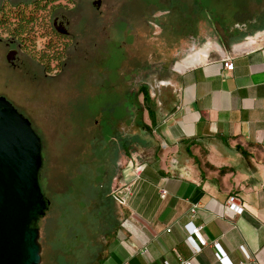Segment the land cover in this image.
<instances>
[{
    "label": "rangeland",
    "instance_id": "obj_1",
    "mask_svg": "<svg viewBox=\"0 0 264 264\" xmlns=\"http://www.w3.org/2000/svg\"><path fill=\"white\" fill-rule=\"evenodd\" d=\"M31 1L0 0V95L29 119L41 139L39 183L50 203L37 222L40 264H61L57 262L58 249L53 244L66 232L67 216L82 209L78 201L102 203L108 199L110 205L114 202L119 220L123 210L112 194L120 186L122 170L135 163L136 153L139 161L147 162L153 159V151L160 149L153 130L139 135L148 143L146 147L133 142L128 153L119 148L120 139L136 131L127 128L129 122L150 125L146 110L142 108L141 112L142 96L139 94L136 99L127 92L125 80L132 66L140 65L139 58L145 57L146 38L158 35L163 29L156 41H174L180 28L190 22L191 15L198 13L199 3L194 0H102L96 9L92 5L94 0H76L74 7L66 9L62 1L52 13V3L39 8L35 20L17 33L16 4ZM199 1L206 8L200 13L203 24L218 31L215 30L216 40L212 42L219 40L222 28L230 30L236 22L252 16L254 21L246 22L250 32L264 25V0ZM29 11L30 8L26 9ZM56 13L69 17L70 38L56 37L51 30L52 16ZM133 34H137L139 54L138 58L130 56V60L122 52L123 47L104 40L118 38L130 44L135 39ZM9 48L18 50L15 66L6 60ZM166 72V77L159 74L145 77L152 107L162 95H153V86L163 88L162 82L173 74L172 70ZM113 166L115 174L106 188L108 170ZM83 170L86 175H94L95 180L91 177V183L82 182L76 175ZM98 173H102L101 185ZM64 257L68 263L74 260L72 251Z\"/></svg>",
    "mask_w": 264,
    "mask_h": 264
},
{
    "label": "crops",
    "instance_id": "obj_2",
    "mask_svg": "<svg viewBox=\"0 0 264 264\" xmlns=\"http://www.w3.org/2000/svg\"><path fill=\"white\" fill-rule=\"evenodd\" d=\"M251 33L217 40L153 86L160 149L122 170L123 212L99 264H264V25ZM189 221L201 228L194 243Z\"/></svg>",
    "mask_w": 264,
    "mask_h": 264
},
{
    "label": "water",
    "instance_id": "obj_3",
    "mask_svg": "<svg viewBox=\"0 0 264 264\" xmlns=\"http://www.w3.org/2000/svg\"><path fill=\"white\" fill-rule=\"evenodd\" d=\"M92 5L99 7L100 0ZM17 50L6 54L14 63ZM41 139L28 118L0 95V264H40L37 222L49 206L39 183Z\"/></svg>",
    "mask_w": 264,
    "mask_h": 264
},
{
    "label": "trees",
    "instance_id": "obj_4",
    "mask_svg": "<svg viewBox=\"0 0 264 264\" xmlns=\"http://www.w3.org/2000/svg\"><path fill=\"white\" fill-rule=\"evenodd\" d=\"M45 1L32 0L29 3L16 4L15 17L18 21V26L15 28V32L21 33L25 25L30 24L35 20V12L39 8L47 6L48 3ZM195 1L196 4L199 3L197 10L198 13L195 12V15H191V18L189 19L190 22L186 23L187 29H191V25L197 22H195V20L200 18V13L206 9L201 1L194 0V2ZM29 8L31 11L26 12V9ZM253 20L254 16L245 21L253 22ZM242 24V22H236L232 29L227 30L226 27L225 29L222 28L221 30L237 31L239 30L238 27H240V25L242 26ZM140 95L142 96L141 112L143 110L142 108L146 110L150 119V125L141 122L139 126L145 129L147 132H151L152 126L155 123V112L151 106L152 99L148 87H143V89L140 90ZM140 137L141 136L129 135L121 138L119 142V148H122L124 153H128L130 152L129 145L133 142L137 143V145L140 144L142 147H146L148 143L144 142V140H142ZM114 151L116 153V149ZM113 165H115V159L113 160ZM108 172L106 188L109 187L110 181L115 174V167L113 166V168H109ZM97 175V178L100 179L99 185H101L102 173H98ZM76 176L82 182L86 181L88 184L92 182L91 177H94L93 181L95 180V176H90V174L86 175L85 170L81 171ZM78 186L81 187V185ZM76 199L81 200L78 198ZM109 201L110 200L108 199L102 203L78 201L79 205H82V209L77 210V214L71 210L72 213H70L69 216H67V219L64 221L65 228L67 229L66 232L64 235L58 236V240L53 244L56 245L58 249V254L56 257L57 262L59 261L61 264H99L101 262L104 250L108 245L109 240L115 235V231L119 226L116 207L114 202H112L110 205ZM71 251L74 256V260L68 263L67 258H63V256H65L67 252Z\"/></svg>",
    "mask_w": 264,
    "mask_h": 264
},
{
    "label": "flooded vegetation",
    "instance_id": "obj_5",
    "mask_svg": "<svg viewBox=\"0 0 264 264\" xmlns=\"http://www.w3.org/2000/svg\"><path fill=\"white\" fill-rule=\"evenodd\" d=\"M62 1H64V5L62 7L66 9H71L76 4V0H48L45 2H47L48 4L52 3L50 10V12L52 13L61 6L60 3H62ZM101 2L102 0H100V5ZM100 5L99 7L95 8L99 9ZM68 6L70 8H68ZM195 22V24L191 25V29H187V25L185 23L178 31L175 40L171 42L156 41L158 37L163 33V29L161 30V32L158 33V35L147 37L145 40V47L147 49V53H145L144 58H139V61H141L140 65L136 64L135 67L132 66L131 72L128 73V78L127 80H125V90L131 93V95L137 99L140 94V90H142L143 87H148V83L147 81H145V77L149 76L150 74H159L161 76H165V74L168 73L166 72L167 70L169 72L170 70H172V72L177 71L178 68L182 65L183 61L186 60L188 57L194 55L199 50L204 49L205 47L203 46H205L206 44L215 43L212 41L216 40L213 38L215 37L214 32L216 29L214 30V27L203 24L202 19L200 18L195 20ZM246 22L247 21H243L242 26L240 25V27H238L239 30L237 31L221 30L218 33L219 41L225 43L229 40L242 39L247 35H251L252 33L250 32V30L246 28ZM51 30L56 35V37H60L62 39L70 38L72 32L69 17H67V15L64 13L54 14L51 20ZM133 36L135 37V39L130 44H126L124 41H119L118 38H104V40L115 42L121 49L123 47L122 52H124V55H126L127 60H130V56L131 58H138L139 54L137 34H133ZM104 40L101 44L102 49L104 48ZM10 49L14 48H9V50ZM141 55L144 56V53H142ZM143 61L147 62L145 66L143 65ZM11 65L15 66V60L14 63H12ZM145 71L147 73H145ZM163 78L164 77H162V79ZM126 126L128 129L131 130L136 129L135 132L130 133L131 136H139L141 134L147 135V131L137 125L136 121H131Z\"/></svg>",
    "mask_w": 264,
    "mask_h": 264
},
{
    "label": "built area",
    "instance_id": "obj_6",
    "mask_svg": "<svg viewBox=\"0 0 264 264\" xmlns=\"http://www.w3.org/2000/svg\"><path fill=\"white\" fill-rule=\"evenodd\" d=\"M223 66L227 70H232L233 69V62H232V60H231L230 57L223 59ZM165 194H166V190L162 189L160 191V196L163 197ZM112 195H113V199L115 200V202L118 205L124 204V198L117 191H115ZM236 200H237L236 195H230L227 198L226 206L230 210H233L235 212H241L242 211V208L240 206L236 205V203H235ZM184 228L186 229V231L188 233V237L187 238L191 242L194 243L193 235L194 234H197L201 228L198 227V226H194L193 223H192V221H189L186 224H184ZM246 258H247V256H246ZM220 259L222 260L223 258L220 257ZM185 264H189V263L188 262H185Z\"/></svg>",
    "mask_w": 264,
    "mask_h": 264
}]
</instances>
